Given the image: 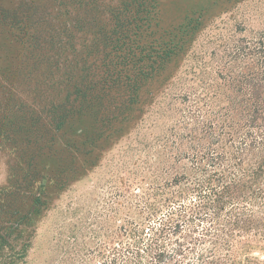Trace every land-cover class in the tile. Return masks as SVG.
<instances>
[{
    "label": "trees",
    "instance_id": "16d2710c",
    "mask_svg": "<svg viewBox=\"0 0 264 264\" xmlns=\"http://www.w3.org/2000/svg\"><path fill=\"white\" fill-rule=\"evenodd\" d=\"M159 1L0 0V148L24 178L1 193L0 264L18 263L10 238L42 162L66 186L173 76L201 16L161 30ZM216 74L222 84L203 81L205 95L162 136L158 178L99 264H264V38Z\"/></svg>",
    "mask_w": 264,
    "mask_h": 264
},
{
    "label": "rangeland",
    "instance_id": "374dc122",
    "mask_svg": "<svg viewBox=\"0 0 264 264\" xmlns=\"http://www.w3.org/2000/svg\"><path fill=\"white\" fill-rule=\"evenodd\" d=\"M2 1L7 6L19 2ZM198 16L188 50L171 64L173 76L136 106L134 120L82 157L71 175L74 180L64 187L53 185L54 173L46 167L50 162H42L43 179L34 188L38 193L26 192L32 197L20 209L30 216L10 238L9 253L17 264H99L100 246H111L115 232L127 228L151 178H158L162 136L191 111L197 95H205L203 81L222 84L216 72L232 68L240 46L264 38V0L159 1L161 30L179 28L190 17L195 23ZM7 36L0 26V42ZM91 121L87 117L77 125L83 128ZM19 163L9 149L0 148V197L14 181H24Z\"/></svg>",
    "mask_w": 264,
    "mask_h": 264
}]
</instances>
